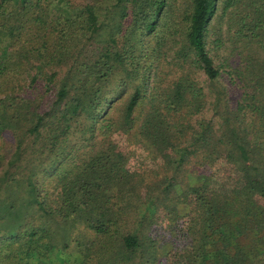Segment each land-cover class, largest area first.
I'll return each instance as SVG.
<instances>
[{
    "label": "trees",
    "instance_id": "obj_1",
    "mask_svg": "<svg viewBox=\"0 0 264 264\" xmlns=\"http://www.w3.org/2000/svg\"><path fill=\"white\" fill-rule=\"evenodd\" d=\"M0 264H264V0H0Z\"/></svg>",
    "mask_w": 264,
    "mask_h": 264
},
{
    "label": "rangeland",
    "instance_id": "obj_2",
    "mask_svg": "<svg viewBox=\"0 0 264 264\" xmlns=\"http://www.w3.org/2000/svg\"><path fill=\"white\" fill-rule=\"evenodd\" d=\"M228 94H229V98H230V104L232 105L234 102H235V100H236V96H237V91H235V90H231L230 89V87H228ZM120 144V143H119ZM135 160V158L134 157H132V155H128V167H132V165L134 166V160ZM177 212H179V208H177ZM161 220V219H160ZM162 220H163V218H162ZM180 221L182 222L183 220H182V218H179L178 219V224H177V226L175 227V228H177L178 227V229L180 228V225H181V223H180ZM164 222V221H163ZM162 225H164V223H161V226Z\"/></svg>",
    "mask_w": 264,
    "mask_h": 264
}]
</instances>
